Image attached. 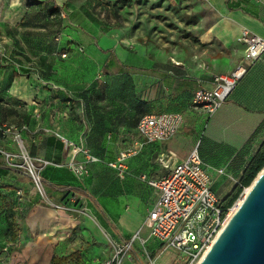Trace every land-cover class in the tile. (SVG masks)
Segmentation results:
<instances>
[{
    "label": "crops",
    "instance_id": "1",
    "mask_svg": "<svg viewBox=\"0 0 264 264\" xmlns=\"http://www.w3.org/2000/svg\"><path fill=\"white\" fill-rule=\"evenodd\" d=\"M29 1L10 5L0 27L33 25L37 7H29ZM32 1L55 5L62 14L54 23L41 15L33 25L43 36L36 68H0V109L16 114L1 120L0 148L12 149L15 133L25 139L35 157L50 163L43 171L49 201L68 209L54 211L40 203L26 173L1 161L3 184L26 197L21 237L9 245L11 261L51 264L55 255L113 248L140 232L145 246L136 241L125 261L144 264L141 250L147 248L157 264L162 246L144 227L157 200L147 179L166 176L198 145L214 183L231 192L264 143V54L215 114L192 105L195 91L214 88V74H230L243 62L245 45L239 38L244 29L264 39V0ZM52 24L59 33L51 32ZM14 33L0 36L10 44L6 54L11 57L21 47ZM15 104L25 106L30 118L26 109L14 110ZM163 111L183 112L184 127L169 142L144 143L127 159L126 179L107 164L90 165L88 180L77 179L66 167L70 154L59 135L97 156L116 155V161L140 142L138 118ZM111 141L115 144L103 153L99 145ZM107 171L115 176L110 183ZM99 178L107 182L98 186ZM112 255L110 250L80 262L100 264Z\"/></svg>",
    "mask_w": 264,
    "mask_h": 264
},
{
    "label": "built area",
    "instance_id": "2",
    "mask_svg": "<svg viewBox=\"0 0 264 264\" xmlns=\"http://www.w3.org/2000/svg\"><path fill=\"white\" fill-rule=\"evenodd\" d=\"M239 42L245 45L243 62L230 74H214L213 89L200 88L193 95V106L208 116H212L223 106L247 71L264 54V39L247 29L242 31ZM80 51L83 52L84 49L80 48ZM184 125L185 116L182 113H158L144 117L137 127L140 138L137 147L122 152L108 166L117 172L120 179H126L129 174L127 159L138 154L144 143L169 142ZM16 137L21 139L20 135ZM59 138L70 154L66 167L79 180L89 178L90 165L100 163L101 160L88 148L78 146L63 136L59 135ZM20 150V153L0 150V157L4 156L9 168L24 169L31 179L34 194L42 203L50 204L42 177L43 170L50 163L40 158H32L26 151ZM19 159H23V162L19 163ZM221 174L223 171L219 170L218 175ZM143 179L146 180V177ZM147 181L157 191V200L144 221L150 237L160 243L162 250L178 252L180 258H186V264H199L224 229L230 209L225 211L223 202L215 193L214 178L204 166L197 148L186 159L178 162L166 176ZM17 196L21 203H26L23 190H18ZM52 205L56 210L68 209L62 204ZM139 240L145 246L140 232L127 243L113 244L111 259L100 264H123L133 250L134 243ZM141 254L144 264H156L155 257L147 248H142Z\"/></svg>",
    "mask_w": 264,
    "mask_h": 264
},
{
    "label": "rangeland",
    "instance_id": "3",
    "mask_svg": "<svg viewBox=\"0 0 264 264\" xmlns=\"http://www.w3.org/2000/svg\"><path fill=\"white\" fill-rule=\"evenodd\" d=\"M18 1L19 0H0V20L4 19V16L6 14V10L10 7V5L17 3ZM31 2H33V1L30 0L29 3H31ZM41 15H42L41 11L37 10L36 15L33 17H30L31 18L30 20H31V22H33V25H35L37 23V20H39ZM42 16L44 18V21H46L47 17L44 14ZM56 20H57V17H55V18L48 17L49 23L50 22L54 23V21H56ZM33 25H30L27 23L24 24L23 22H21V23H19L18 30L17 29L9 30L6 26L0 27V36H6L7 32L11 33V31L15 32L14 33L15 36L19 35L20 39H18V42H19V45L21 46L20 48L16 47L17 48V51H15L16 54L14 55V57L13 56L11 57V55L6 54L7 51L8 52L11 51V49L9 48L10 44L3 43L0 41V49H2V52L0 53L1 54V56H0V68H4L6 66H9L12 68L15 67L19 70H22V67H35L36 68L37 54H38L39 47H41V43L43 42V36L41 35L42 32L39 31L38 28L36 26H33ZM50 29H51L52 33H59L56 29L54 30L53 24L51 25ZM51 32H49V33H51ZM16 45H18V44H16ZM35 77H36V75H35ZM35 82H36V80H35ZM35 104L36 103H32L31 106L35 107L36 106ZM15 105L17 106V109H14V110H20V111L24 112L26 109L25 106H23L21 104H15ZM26 112L28 114L25 117L30 118L29 110L26 109ZM31 112H34V114H36L35 109L32 110ZM9 115L12 118L16 114H14V112H10V113L6 112L5 109L4 110L0 109V124L1 125H3L2 124L3 122H1V120H3V119L6 120V117H9ZM185 122H186V120H185ZM34 126H35V124L33 125V127ZM16 136L17 135L15 133L13 136V140H12L13 147H12V149H9L8 151L14 152V153H18V152L20 153V151H21L20 149H23L32 158H37V157H35L34 149H32V147L28 144V142L25 139L21 138L22 139L21 140L20 138H17ZM113 144H115V142L111 141L107 144H104L103 146L99 145L100 146L99 149L101 151H103V153L108 152L110 150V148L113 146ZM196 148L198 149V145L196 146ZM0 150L7 151L4 148H0ZM110 155L111 154L107 153V154H103V155L99 156V158L101 160L100 165H99L100 167L105 168V164L108 165L110 162H114V160L116 159V155H114V156H110ZM22 160L23 159H19L18 162L22 163L23 162ZM1 161H3L6 164V161H5V158L3 155H1V157H0V162ZM18 170H21V169H18ZM103 170H106V169H103ZM21 171H24V169H22ZM107 172H108L107 173L108 177H106V178H109L108 183H110L112 181V179L115 178V176L113 175V171H112V173H109V171H107ZM98 174H100V173H98ZM26 175L28 176L27 173H26ZM29 179H30V177H29ZM99 181H100V183L98 186H100L101 183L104 184L105 182H107V180H105V179L102 181L101 178H99L97 182H99ZM214 185H215L214 188L217 191V196L220 198V200L222 202H224V200L233 191L232 190L231 192H229L230 189L228 190L225 187H223L220 190L219 189L220 183H217V182H215ZM246 189L247 188H245L243 190V192L237 198L235 203L229 209H232L234 206H236V204L242 198H244ZM92 192H95V187H92ZM46 194H47V192H46ZM0 198H1V195H0ZM47 200H48V198H47ZM49 202H50V204H46V205H48V207H50L54 211H59V210L54 209L52 204H60V203H53L51 201H49ZM40 203H42V202H40ZM5 205L6 204H4L3 201H0V213L2 210L5 209ZM22 212L24 213L25 210ZM80 213L86 214L87 210L83 209ZM86 216H85V218H87ZM3 226H4V228L0 229V264H11L13 262V261H11L13 258L12 257L13 254L9 253L10 252L9 249H8V251L4 250L5 249L4 247L7 246V244L9 243V240L7 238L5 224ZM80 249L82 250V252H85L84 255H86V257H91V258H93L94 256H99L101 253L108 255L110 250L113 251V248H80ZM10 257H12V258H10ZM127 257L130 258V255H128ZM125 259L123 261V264H131V263H129V261H125ZM185 259L186 258H180L179 253L174 251V250H169V251L168 250H166V251L162 250L160 255L157 258V264H186ZM17 261H18V259H17ZM12 264H18V263L13 262ZM19 264H22V262H19Z\"/></svg>",
    "mask_w": 264,
    "mask_h": 264
},
{
    "label": "water",
    "instance_id": "4",
    "mask_svg": "<svg viewBox=\"0 0 264 264\" xmlns=\"http://www.w3.org/2000/svg\"><path fill=\"white\" fill-rule=\"evenodd\" d=\"M199 264H264V169Z\"/></svg>",
    "mask_w": 264,
    "mask_h": 264
},
{
    "label": "trees",
    "instance_id": "5",
    "mask_svg": "<svg viewBox=\"0 0 264 264\" xmlns=\"http://www.w3.org/2000/svg\"><path fill=\"white\" fill-rule=\"evenodd\" d=\"M28 5L29 7H32V8L36 6L37 10H40L42 15L44 14L47 18L57 17L58 19L62 14V10L59 7L55 5L49 7L45 5L44 2L33 1L31 3L28 2ZM142 105H145V104L142 103ZM143 113H146L145 110H143ZM160 113H182L183 114V112L181 111H163ZM144 117L142 116L138 118V124ZM1 126L2 125L0 124V127ZM90 152L94 156L99 158V156H97L91 150ZM263 169H264V143L262 144L258 153L255 155V157L251 160V162L245 169L239 183L233 189L232 193L224 200L223 205L225 207V211H227L230 207H232V205L235 203V201L237 200V198L240 196V194L243 192L245 188H249L252 185L256 177L259 175V173ZM42 177H43V172H42ZM89 178H87L86 180H88ZM18 190H21V189L11 187V186H6L5 184H3V182L0 179V195H1L0 201H3L4 204H6L5 209L2 210L0 213V229H3L4 228L3 225L5 224L6 234H7L9 243L7 244L6 247H4L5 248L4 250L8 251L9 249L10 251L9 253H11L12 251L11 248H9L10 242L19 240V238L21 237V233H22L21 221L24 216V213L22 212L24 211V208H23V203L19 201V197L17 196ZM81 253L82 251L79 250V251L74 252L73 254H70L69 256H64L62 258L55 255L52 258L51 264H68L70 261L75 264H83L82 261L80 262V259L82 258L81 260H83L84 257L85 258L87 257L86 255H83Z\"/></svg>",
    "mask_w": 264,
    "mask_h": 264
},
{
    "label": "bare ground",
    "instance_id": "6",
    "mask_svg": "<svg viewBox=\"0 0 264 264\" xmlns=\"http://www.w3.org/2000/svg\"><path fill=\"white\" fill-rule=\"evenodd\" d=\"M250 190V187L246 189V193H248V191ZM244 198H242L237 204L236 206H234L232 209H230V212L227 216V219H226V222H225V226L226 224L229 222V220L232 218V216L234 215V213L237 211V209L239 208V206L241 205L242 201H243Z\"/></svg>",
    "mask_w": 264,
    "mask_h": 264
}]
</instances>
